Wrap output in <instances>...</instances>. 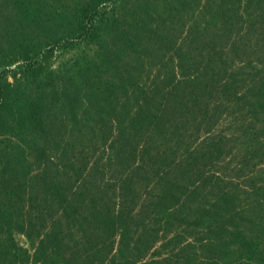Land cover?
Returning <instances> with one entry per match:
<instances>
[{
	"label": "rangeland",
	"instance_id": "obj_1",
	"mask_svg": "<svg viewBox=\"0 0 264 264\" xmlns=\"http://www.w3.org/2000/svg\"><path fill=\"white\" fill-rule=\"evenodd\" d=\"M90 15L96 31L77 38ZM0 73V208L34 227L35 245L52 219L69 235L99 212L155 227L154 211L173 205L156 199L163 178L189 190L154 258L264 264L242 244L264 254V0H0ZM57 192L74 205L58 211Z\"/></svg>",
	"mask_w": 264,
	"mask_h": 264
},
{
	"label": "trees",
	"instance_id": "obj_2",
	"mask_svg": "<svg viewBox=\"0 0 264 264\" xmlns=\"http://www.w3.org/2000/svg\"><path fill=\"white\" fill-rule=\"evenodd\" d=\"M80 5L82 12H87L90 9L93 14H98V8L94 6L95 4L83 3ZM16 10L19 15L27 18L28 15H25L20 5L16 6ZM95 19L93 15H90V17L85 16L82 20L78 21L77 38H92L89 36V33L94 34L96 31L95 24L97 20ZM25 62L29 61L26 60ZM31 62L25 66H30L32 71H34L38 68V65L34 61ZM80 73H83V71H80ZM3 74L0 73V80ZM9 86L8 83L2 84L0 81V112L8 105L6 98L8 97ZM72 103L73 108H75L77 101H72ZM38 109L39 106L36 102H29V118L32 115L31 113H38ZM35 116L37 115L35 114ZM74 119L76 120V116H74ZM0 132L3 131L1 130ZM159 179L164 183V185H161V193L163 195L156 197V199L171 202L173 204L171 205L172 207L176 206L180 202L181 197L185 196L189 190V187L186 185L177 186L163 178ZM128 183L127 181H123L121 185L127 190L129 189ZM51 188H54V186L51 185ZM174 191L177 192V196L173 195ZM194 193H196L195 189L192 190V194ZM53 200L58 205V211L63 210V206L68 205L72 207L74 205L67 200V196L58 192L53 197ZM172 207L166 205L160 206L154 211L153 219L148 220V223H153L155 227L152 228V225L145 227L144 225L140 231H133L130 225V216L122 213L113 214V212H106L103 216L99 212L94 213L90 221L83 219L84 223L88 221L89 226L86 230L89 234H85L86 230L79 227L74 230V234L69 235L66 229H63L58 219H52L49 229L45 233L37 235V245L31 240L35 236L34 227L30 223L25 225L24 222L15 220L13 215L6 209L0 208V264H191L190 256L185 255V250L183 249L180 251L171 249L168 255L159 259L154 258L152 253H149L153 243L156 241L155 236L160 230V224L165 221L168 223L173 217ZM94 208H96L95 205ZM205 213L208 212L202 209L198 217L193 219L192 224L199 226ZM91 225H93L92 228L95 231V235L91 236L92 238L90 237ZM70 226L68 224L67 229L71 233ZM12 231L23 234L29 241L30 248H25L18 244L13 238ZM78 235L81 236L80 238L85 239V243L75 241ZM1 236L3 237L1 238ZM68 238L74 242V245L68 243ZM178 238L169 239L163 246L173 243L172 245L175 248ZM242 244L246 249L247 260L253 261L255 258L264 260V254L258 247L256 248L251 243ZM212 263L220 264L214 261Z\"/></svg>",
	"mask_w": 264,
	"mask_h": 264
}]
</instances>
